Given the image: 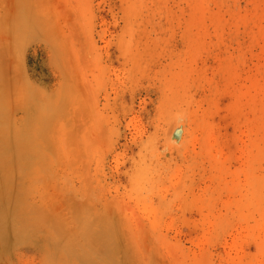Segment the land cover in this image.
Here are the masks:
<instances>
[{
	"label": "rangeland",
	"instance_id": "374dc122",
	"mask_svg": "<svg viewBox=\"0 0 264 264\" xmlns=\"http://www.w3.org/2000/svg\"><path fill=\"white\" fill-rule=\"evenodd\" d=\"M0 264H264V0H0Z\"/></svg>",
	"mask_w": 264,
	"mask_h": 264
}]
</instances>
